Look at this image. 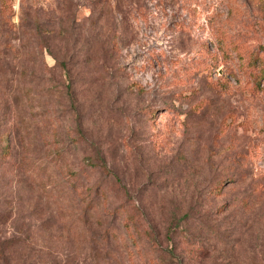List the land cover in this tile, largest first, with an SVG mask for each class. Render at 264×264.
<instances>
[{
  "label": "rangeland",
  "instance_id": "374dc122",
  "mask_svg": "<svg viewBox=\"0 0 264 264\" xmlns=\"http://www.w3.org/2000/svg\"><path fill=\"white\" fill-rule=\"evenodd\" d=\"M0 250L264 264V0H0Z\"/></svg>",
  "mask_w": 264,
  "mask_h": 264
},
{
  "label": "trees",
  "instance_id": "16d2710c",
  "mask_svg": "<svg viewBox=\"0 0 264 264\" xmlns=\"http://www.w3.org/2000/svg\"><path fill=\"white\" fill-rule=\"evenodd\" d=\"M126 224L128 225V223H127V220H126ZM0 252H1V250H0ZM2 260H3V262H6V263H8V260H6L5 258H3L2 257Z\"/></svg>",
  "mask_w": 264,
  "mask_h": 264
}]
</instances>
